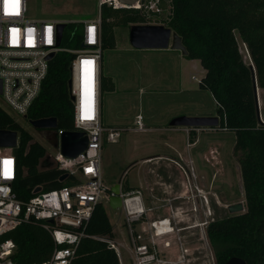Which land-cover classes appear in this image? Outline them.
I'll return each instance as SVG.
<instances>
[{
    "label": "trees",
    "instance_id": "trees-1",
    "mask_svg": "<svg viewBox=\"0 0 264 264\" xmlns=\"http://www.w3.org/2000/svg\"><path fill=\"white\" fill-rule=\"evenodd\" d=\"M170 1V15L165 22L181 37L187 50L184 57L200 61L204 74L198 84L209 90L215 100L219 129L234 133L233 155L239 166L244 193L245 210L210 222L205 229L206 236L215 250L233 248L249 261L263 260L264 124L258 121L250 66L243 59L235 33L248 50L258 87L264 88V0ZM100 14L102 49L115 48V26L130 27L146 23L148 19L143 10L137 8L102 5ZM61 45H80L76 24L65 26ZM72 57L71 53L62 51L56 52L48 61L40 91L26 113L27 120L55 117L56 130L76 129L68 92ZM114 89L113 79L101 74V93ZM0 129L18 133L15 147L17 177L13 192L19 200L26 201L33 196L36 186L45 191L70 183V180L60 182V172L56 169L39 170V163L47 154L45 147L1 105ZM193 134L190 131V139ZM122 186L130 189L126 181ZM84 231L89 235L113 236V227L103 204L95 206ZM19 237L25 242L21 243ZM4 238H12L17 244L14 264H40L54 249L49 233L34 223L23 224ZM39 239L43 244L38 242ZM71 264H119V260L106 242L83 237Z\"/></svg>",
    "mask_w": 264,
    "mask_h": 264
},
{
    "label": "rangeland",
    "instance_id": "rangeland-1",
    "mask_svg": "<svg viewBox=\"0 0 264 264\" xmlns=\"http://www.w3.org/2000/svg\"><path fill=\"white\" fill-rule=\"evenodd\" d=\"M149 1L143 0L147 5H149ZM153 1L155 6L142 9L148 18L146 23L143 24H160L168 27L165 21L170 15L171 1ZM27 5V17L35 20L75 22L95 18L101 9L98 0H27ZM156 7L159 9L158 11H155ZM128 32L129 26H115V48L102 49V74L105 77H111L115 84L113 91L102 93V123L124 129L121 131L117 142L106 141L104 137L100 161L102 178L107 185L114 182L124 185L125 180L131 183L132 180L134 181L137 178L138 172H140V175L147 174L142 166H135L132 169L131 165L134 160L144 153L155 152L175 156L177 150L185 152L186 156H190L192 160L188 158L181 163L173 159H167L171 162L163 160L151 165L152 169L148 170V173L151 182L155 181V176L163 178L165 181L173 182L175 180L177 182L179 175L176 168L181 169V174L185 169L186 183L183 184V187L185 195L190 199L181 197L172 200V209L177 206L192 208L193 198L191 195L196 193L195 186L205 192L208 191L207 197L210 202V210H207L204 205L202 219L197 220L198 226L185 232L187 235L186 240L194 239V236L198 237V246L201 252L196 253L195 248H193L194 243H183L180 246V243L176 242L178 237L183 239L182 232L170 230V232L160 236L153 234L154 246L157 249L160 262L154 261L147 264H212L211 246L205 231L206 225L211 217L220 219L227 216L228 213L223 205L216 203L214 197L210 195V188H214L213 185H219V190H225L226 193L224 195L226 200L221 201V203L240 201L243 202L245 210L239 166L233 155L234 133L208 127L196 129L170 127L169 122L171 119L180 115H216V104L212 94L209 90L200 88L198 84L203 75L200 61L183 57L179 50L136 49L129 43ZM235 35L243 59L249 65L252 61L248 50L241 42L237 32ZM257 93H259L260 118L264 120V88L258 87ZM0 105L34 140L45 147L47 153L54 155L56 149L44 137V133L32 127L23 115L11 110L1 99ZM138 115L142 116L143 123L151 130L142 132L131 129L134 127ZM190 131L194 132L193 135H190L191 139L198 138V141L187 151L186 136H188V141H192L189 138ZM162 134V138H168L166 139L168 146L163 141L157 140ZM209 146L213 147L212 151H210ZM205 150L207 160L202 157ZM190 161H192L194 172L190 170L188 164ZM176 162L181 164L184 169ZM213 173L215 175L212 179L213 185H211ZM201 174H204L209 180V183H206L207 185H203L200 181ZM163 203H167V201H163ZM104 208L114 228L115 240L122 242V244L119 243V250L123 263L130 264L127 247L132 244L125 213L122 208L115 210L106 204ZM152 214L153 218L168 217L165 213L156 214L152 212ZM181 217L187 219L189 225L196 224L194 217H189L184 213ZM143 220L141 226L147 227L145 216ZM132 228L136 234L133 223ZM139 231L144 237L140 239L139 243L152 245L149 233L143 232L141 229ZM165 241H169L170 245L164 246ZM20 242L24 243L25 239L21 237ZM38 242L43 244L41 239Z\"/></svg>",
    "mask_w": 264,
    "mask_h": 264
},
{
    "label": "built area",
    "instance_id": "built-area-1",
    "mask_svg": "<svg viewBox=\"0 0 264 264\" xmlns=\"http://www.w3.org/2000/svg\"><path fill=\"white\" fill-rule=\"evenodd\" d=\"M99 6L112 8L143 9L155 6L138 0L134 4H123L118 0H98ZM27 0H0V99L14 112L26 117L29 107L37 97L48 69V55L68 52L73 55L70 62L69 96L73 107L75 130L84 131L87 146L75 157H65L59 147L51 155L60 175L67 173L64 181L70 183L60 188L41 190L28 200H19L13 192L17 177L15 147L0 146V264H14L13 255L17 244L12 238H4L23 224L34 223L49 233L54 249L48 259L40 264H71L80 240L89 237L84 229L97 204L107 201L111 188L104 182L101 171V149L106 141L117 142L123 128L104 125L101 119V74L102 35L101 14L95 18L78 21L35 20L27 17ZM156 7L155 11H158ZM76 24L79 27L78 47L57 45V24ZM71 34H73L71 32ZM70 37V34L69 36ZM65 38V36H64ZM134 131H146L143 118L138 115ZM216 129V128H215ZM64 130H56L59 136ZM45 133V138L50 136ZM181 168L182 165L176 162ZM190 170L194 172L192 161ZM184 169V168H183ZM185 172V169H184ZM196 193L209 210L207 194L197 186ZM122 209L128 225L131 246L128 248L130 264H147L159 261L157 249L152 245L137 243L140 237L134 233L132 223L144 213L133 191L120 192ZM170 225L167 217L150 221L154 235L157 226ZM171 227V225H170ZM172 231V229H171ZM170 232V231H169ZM113 248L122 262L118 242L106 236L91 235ZM168 246V241L164 242Z\"/></svg>",
    "mask_w": 264,
    "mask_h": 264
},
{
    "label": "water",
    "instance_id": "water-1",
    "mask_svg": "<svg viewBox=\"0 0 264 264\" xmlns=\"http://www.w3.org/2000/svg\"><path fill=\"white\" fill-rule=\"evenodd\" d=\"M123 4H134L138 0H118ZM64 23L57 24V42L60 43V38L64 28ZM129 43L136 49H173L179 50L183 55L187 53L186 47L182 43L181 37L174 32L170 27L157 24H132L128 32ZM54 53H50L47 59H51ZM252 75V85L254 91V98L257 107V117L260 123L264 121L260 118L259 101H258V85L255 75V68L252 63L249 64ZM70 85V81L68 82ZM1 93V81H0ZM30 125L35 129H45L50 131V136H47L48 142L55 148L60 149V152L65 157H75L82 152L87 146V136L84 131L72 130L63 131L59 136L56 132L57 121L55 117L40 118L35 120H28ZM170 127H186V128H210L219 129L220 119L217 115L210 116H184L180 115L174 117L169 122ZM18 144V133L14 130L0 129V146L15 147ZM47 160L48 164L43 167L39 165L41 170L50 169L55 167L56 164L51 155L47 153L42 159ZM67 173L60 175L59 181H63L67 177ZM120 183H116L112 188V195L109 197V205L113 209L122 207V199L120 196L121 188ZM41 191V187L34 188L33 193ZM228 211L230 213H237L244 211L243 202H236L229 204Z\"/></svg>",
    "mask_w": 264,
    "mask_h": 264
},
{
    "label": "crops",
    "instance_id": "crops-1",
    "mask_svg": "<svg viewBox=\"0 0 264 264\" xmlns=\"http://www.w3.org/2000/svg\"><path fill=\"white\" fill-rule=\"evenodd\" d=\"M165 50L168 51V49H165ZM181 55L184 57V55L182 53H181ZM203 74H204V69H203ZM262 121H264V120H262ZM149 130H151V129L147 127L146 131H149ZM162 136H163V134L161 136H159L157 140L158 141H163L166 144V146H168L167 140H166L168 138L165 137V136H164L165 138H162ZM186 138H187L186 142H187V151H188L190 148H192L195 145V143L198 141V138L192 140L193 142L188 141V136H186ZM208 145H210V144H208ZM170 148H172V147L170 146ZM209 148H210V151H212L213 147L211 148L209 146ZM176 154L177 155H175V156H170V155L161 154V153H155V152L154 153H151V152L144 153L142 156H140L139 158L134 160L131 165H132V169L135 166L136 167L142 166V169H144V172L147 171V174L145 173V174L140 175V172H138L137 178L134 181L132 180L131 183L128 180H125L127 182V185L130 186L129 190H126L124 188L125 186L123 187L122 184H120L121 192L133 191L134 195L137 196L136 199L138 200V203H140L141 206H143V207H145L147 209V211H146L147 216L145 215V212L143 213L144 214L143 216L146 217V222H147L148 225H147V227H145L144 225H142L140 227H141V230L143 232H148L149 233V235H150L149 237L152 240L151 243H154L155 241L153 239V234L154 233H153L152 228L150 227V221H153V220H156V219H161V218H153L152 212L156 213V214L165 213L168 210L173 208V206L171 204L172 200L180 199L182 196H185L183 184L186 183V177H185V173L182 171V174H181V172H180L181 169H179L175 165L177 167L176 169H177L178 175H179L178 179H177L178 180L177 182L175 180L173 182L165 181L163 178L161 179V178H158L157 176H155V178H154L155 181L151 182V180L149 178L148 170L152 169L151 165L157 164L158 162H162L163 160L171 162V160H167V159H173V160L179 161L180 163L181 162H185L188 158L190 160H192L190 158V156H186L185 152H180V151L177 150ZM202 157H205V159L207 160L206 150H205V153L202 155ZM42 161H44L43 164H42ZM42 161H40L39 165H43V167H44L45 165L48 164L47 160H42ZM38 168H39L40 171H43V170L40 169L39 166H38ZM50 169H55V167H52ZM50 169H45V170H50ZM214 175H215V173L212 174L211 181H212V179H214ZM200 176H201L200 181L202 183L204 181L206 183L209 181L204 174H201ZM59 177H60V175H59ZM58 180H59V178H58ZM60 182H62V181H60ZM115 184H116V182H114V183H112V184H110L108 186L110 188H112ZM154 186H156V187H154ZM41 190H42V187H41ZM210 190L211 191H209V193H210V195H212V193L214 192L213 187H211ZM203 192L207 194L208 191L207 192L203 191ZM163 201H165V202L167 201V203H163ZM100 203L103 204L104 206H105V204L109 205V200L103 201V202H100ZM121 208L122 207L117 208V209H121ZM117 209H115V210H117ZM150 215H152V216H150ZM148 218H149V221H148ZM124 229H125V227H124ZM97 236H103V235H97ZM157 236H160V235H157ZM89 237L93 238L91 235ZM106 237H108V236H106ZM109 238H111L115 242H118L117 240H115L114 228H113V236H110ZM118 243L122 244V242H118ZM118 249H119V245H118ZM119 252H120V250H119ZM116 254H117V252H116ZM120 256H121V254H120ZM121 259H122V256H121ZM118 260H119V264H120V259L118 258ZM122 262H123V259H122Z\"/></svg>",
    "mask_w": 264,
    "mask_h": 264
},
{
    "label": "flooded vegetation",
    "instance_id": "flooded-vegetation-1",
    "mask_svg": "<svg viewBox=\"0 0 264 264\" xmlns=\"http://www.w3.org/2000/svg\"><path fill=\"white\" fill-rule=\"evenodd\" d=\"M39 132L41 133H49L50 131L48 130H45V129H37ZM44 161H42V164H43ZM209 183V181L207 182ZM203 185H207L206 182L204 181L202 183ZM211 185H213L212 181H211ZM214 188V192L212 193L211 196L214 197L216 203L220 204V205H223V208L226 209L227 211V216L225 217H228V216H232V215H236V214H239V212L237 213H230L228 211V205L229 204H232V203H236L234 201H230L228 203H221V201L223 200H226L224 199V195H226L225 193V190H219V185H213ZM224 189V188H223ZM183 199H190L188 196H182ZM193 201V206L192 208L188 209L186 207L184 208H180L179 206H177L176 208L174 209H170V211L168 210L167 212H165L166 216H168V220H169V223L171 225V229L172 231H181L182 232V237L183 239H180L178 237V241L176 243H180V246L181 244L183 243H194V247L195 250H196V253H200L201 250H199V240L198 237L194 236V239H189V240H186V234L185 232L187 231H190V228L192 227H196L198 226L197 224V220H201L202 219V214L204 213L203 209H204V205L202 204V200L196 196L192 199ZM207 203H208V206H209V210H210V202H209V198L207 197ZM143 210L145 212V215L147 216V209L145 207H143ZM210 214H212L211 211H209ZM183 213L185 215H189V217H194V220L196 221L194 225H189L187 224V219L181 217V215H183ZM242 213V212H241ZM144 214H142L141 216H139V218L134 222V226H135V231H136V235H139L140 237L137 239V243L140 242L142 238H144L141 233L139 232V230L141 229V224L144 222L143 220V216ZM224 217V218H225ZM191 219V218H189ZM222 219V218H220ZM215 220H218L216 218H213L211 217L210 220L207 222V225L210 223V222H213ZM206 225V226H207ZM192 233V232H191ZM180 235V234H178ZM170 245V242L168 241V246ZM211 255H212V264H264V259L263 260H257V261H249L247 258L239 255L236 253V251H234L233 248H229V249H220L218 248V250L214 249V248H211Z\"/></svg>",
    "mask_w": 264,
    "mask_h": 264
},
{
    "label": "bare ground",
    "instance_id": "bare-ground-1",
    "mask_svg": "<svg viewBox=\"0 0 264 264\" xmlns=\"http://www.w3.org/2000/svg\"><path fill=\"white\" fill-rule=\"evenodd\" d=\"M250 64V63H249ZM260 92V91H259ZM259 94V93H258ZM171 230L170 225H167L166 223H163L161 226H157L158 234H165L168 233Z\"/></svg>",
    "mask_w": 264,
    "mask_h": 264
},
{
    "label": "snow or ice",
    "instance_id": "snow-or-ice-1",
    "mask_svg": "<svg viewBox=\"0 0 264 264\" xmlns=\"http://www.w3.org/2000/svg\"><path fill=\"white\" fill-rule=\"evenodd\" d=\"M6 2H7V0H6Z\"/></svg>",
    "mask_w": 264,
    "mask_h": 264
}]
</instances>
